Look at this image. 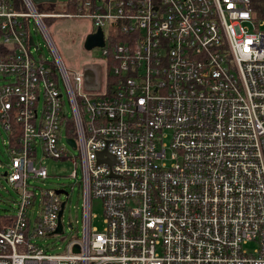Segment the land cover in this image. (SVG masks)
Instances as JSON below:
<instances>
[{"label":"built area","instance_id":"obj_1","mask_svg":"<svg viewBox=\"0 0 264 264\" xmlns=\"http://www.w3.org/2000/svg\"><path fill=\"white\" fill-rule=\"evenodd\" d=\"M38 4L0 0L2 176L19 194L0 216V264H264V18L254 0H68L63 14ZM49 18L102 32L101 77L66 69ZM32 25L54 61L35 57ZM39 148L82 172L83 236L60 252L48 240L65 232L70 192L31 185L49 177Z\"/></svg>","mask_w":264,"mask_h":264},{"label":"rangeland","instance_id":"obj_2","mask_svg":"<svg viewBox=\"0 0 264 264\" xmlns=\"http://www.w3.org/2000/svg\"><path fill=\"white\" fill-rule=\"evenodd\" d=\"M68 0H58V3L44 2L37 5L38 11L45 14H63L68 13L66 2ZM47 32L53 41L61 59L69 72L75 70L84 71L86 68H93L98 73L101 69L100 62L101 51L99 47L92 50L85 48L87 37L93 32L92 21L88 19H68V18H49L45 20ZM264 31V26L261 27ZM31 34L35 40V45L38 47V52L33 50L36 58L41 57L45 61H54V56L49 48V43L44 37V34L38 30L34 25L31 27ZM41 107V106H40ZM67 113L69 118H72V113L69 105L67 106ZM65 131L63 143H66ZM7 135L6 132L0 128V216L15 212L17 203L19 201V194L7 182L6 178L2 176L7 171V166L10 161L7 153ZM72 157L78 158L79 151L69 149ZM38 161L43 162L44 166L49 172L48 179L42 181H33L31 185L35 186L37 193L41 190L59 189L66 185L69 188V197H63V201L67 200L65 207L63 222L65 224V232L62 236L51 238L48 240L50 244L49 252H60L64 249L66 243L70 240L81 239L83 236L82 230V214H83V197L81 187L78 184L82 179V172L79 165H74L70 160L55 161L50 158H43L42 150L39 148L37 153ZM79 160V159H78ZM78 172V179H73L74 171ZM38 209L34 208L30 211V216L35 218ZM92 213L96 214L93 220V225L102 227V211L98 202H94L92 206ZM69 223L73 224L74 229L69 227ZM53 245L54 248H51Z\"/></svg>","mask_w":264,"mask_h":264},{"label":"water","instance_id":"obj_3","mask_svg":"<svg viewBox=\"0 0 264 264\" xmlns=\"http://www.w3.org/2000/svg\"><path fill=\"white\" fill-rule=\"evenodd\" d=\"M36 3H43V2H51V3H56V0H35ZM104 45V42H103V34L102 32L99 30L97 33L95 34H90L87 39H86V42H85V48L88 49V50H92L93 48L95 47H102ZM93 78V73L92 71L89 69L86 71V79H87V82L89 83ZM68 143H70L73 147H75V143L73 142V140H69ZM102 156H100V159L99 161H102ZM114 160V157H110V161H113ZM4 176H6L7 174L4 173L3 174ZM58 193H65L66 192L64 191H58ZM62 214V211L60 212V215ZM62 232V226L59 227L58 229V233H61Z\"/></svg>","mask_w":264,"mask_h":264},{"label":"trees","instance_id":"obj_4","mask_svg":"<svg viewBox=\"0 0 264 264\" xmlns=\"http://www.w3.org/2000/svg\"><path fill=\"white\" fill-rule=\"evenodd\" d=\"M254 3L258 12V18H264V0H254Z\"/></svg>","mask_w":264,"mask_h":264}]
</instances>
